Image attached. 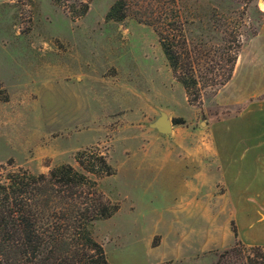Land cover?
<instances>
[{
  "label": "rangeland",
  "instance_id": "obj_1",
  "mask_svg": "<svg viewBox=\"0 0 264 264\" xmlns=\"http://www.w3.org/2000/svg\"><path fill=\"white\" fill-rule=\"evenodd\" d=\"M114 1L92 0L74 19L53 0H0V165L13 161L40 173L63 163L80 169V150L107 155L116 172L100 178L99 187L120 208L92 231L112 264H264V247L240 240L180 256L171 248L182 232L169 235L171 222H189L176 210L191 177L174 142L199 139L198 130L240 107L217 102L231 79L205 86L200 105L190 104L136 6L123 21L107 20ZM263 6L264 0H177L200 85L225 79L228 47L241 46L238 59L251 50ZM163 112L185 123L163 134L152 127Z\"/></svg>",
  "mask_w": 264,
  "mask_h": 264
},
{
  "label": "trees",
  "instance_id": "obj_2",
  "mask_svg": "<svg viewBox=\"0 0 264 264\" xmlns=\"http://www.w3.org/2000/svg\"><path fill=\"white\" fill-rule=\"evenodd\" d=\"M53 1L77 19L88 13L92 0ZM176 5L177 0H115L106 18L123 21L136 6L140 19L157 32L188 102L200 105L205 86L224 85L232 78L241 46L234 50L231 45L225 51L224 58L230 63L225 79L213 78L210 84L200 85ZM173 121L185 123L182 118ZM76 161L80 169L63 163L40 173L16 167L13 161L0 165V264H112L92 226L120 208L99 187V179L115 174L116 169L96 149L78 151ZM232 229L237 236L234 223Z\"/></svg>",
  "mask_w": 264,
  "mask_h": 264
},
{
  "label": "crops",
  "instance_id": "obj_3",
  "mask_svg": "<svg viewBox=\"0 0 264 264\" xmlns=\"http://www.w3.org/2000/svg\"><path fill=\"white\" fill-rule=\"evenodd\" d=\"M250 46L217 93L224 109L240 108L198 130L199 139L174 142L184 149L191 176L185 183L188 197L176 210L189 222L182 228L173 220L169 231L177 238L182 230L171 246L179 256L225 248L236 240L264 247V24Z\"/></svg>",
  "mask_w": 264,
  "mask_h": 264
},
{
  "label": "water",
  "instance_id": "obj_4",
  "mask_svg": "<svg viewBox=\"0 0 264 264\" xmlns=\"http://www.w3.org/2000/svg\"><path fill=\"white\" fill-rule=\"evenodd\" d=\"M152 127L156 128L163 134H169L173 131L174 122L169 118V115L167 113L163 112L161 116L152 123Z\"/></svg>",
  "mask_w": 264,
  "mask_h": 264
}]
</instances>
